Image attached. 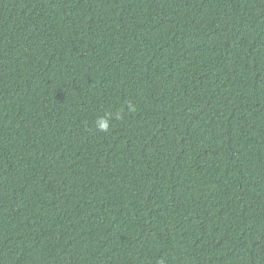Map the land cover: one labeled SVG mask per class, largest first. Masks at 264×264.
<instances>
[{
  "label": "trees",
  "instance_id": "obj_1",
  "mask_svg": "<svg viewBox=\"0 0 264 264\" xmlns=\"http://www.w3.org/2000/svg\"><path fill=\"white\" fill-rule=\"evenodd\" d=\"M0 264H264V0H0Z\"/></svg>",
  "mask_w": 264,
  "mask_h": 264
},
{
  "label": "clouds",
  "instance_id": "obj_2",
  "mask_svg": "<svg viewBox=\"0 0 264 264\" xmlns=\"http://www.w3.org/2000/svg\"><path fill=\"white\" fill-rule=\"evenodd\" d=\"M98 127H99L100 130H104V131H106V130H107V127H108V125H107V121H105V122H103V123H100V124L98 125Z\"/></svg>",
  "mask_w": 264,
  "mask_h": 264
}]
</instances>
